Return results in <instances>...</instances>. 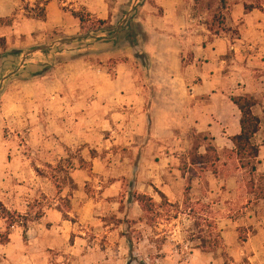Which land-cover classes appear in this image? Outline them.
Segmentation results:
<instances>
[{"label": "rangeland", "instance_id": "374dc122", "mask_svg": "<svg viewBox=\"0 0 264 264\" xmlns=\"http://www.w3.org/2000/svg\"><path fill=\"white\" fill-rule=\"evenodd\" d=\"M28 13L44 8L23 0L13 19H0V264H234L264 226V208L254 212L257 225L251 220L264 176L226 155L219 175L192 165L198 135L189 150H169L165 164L133 144L131 132H93L90 142L68 146L77 118L59 116L52 92L54 45L65 37L20 33L18 15ZM205 136L200 154L213 144ZM139 195L155 202L150 217ZM206 220L217 225L214 235ZM216 234L220 245L204 252L202 237L214 243Z\"/></svg>", "mask_w": 264, "mask_h": 264}, {"label": "crops", "instance_id": "0c3cea01", "mask_svg": "<svg viewBox=\"0 0 264 264\" xmlns=\"http://www.w3.org/2000/svg\"><path fill=\"white\" fill-rule=\"evenodd\" d=\"M8 1L5 8L7 1L0 0V11H5L0 19H13L23 3ZM26 3L44 8V18L18 15L23 19L16 25L20 33L65 37L54 45L59 61L52 67V92L59 116L77 118L68 128V146L86 144L93 132L107 131L131 132L133 144L160 156L163 164L169 150H189L192 135L209 134L219 151L234 150L232 139L241 134L242 114L232 98L250 97L257 101L253 114L261 120L254 138L260 149L256 175L264 176V0ZM75 14L108 21L116 36L132 19L141 34L133 44H117L101 34L81 46L68 45L66 41L87 37ZM257 202L251 213L255 224L260 217L254 212L261 213L264 199ZM235 254L234 264H241V256L248 264H264V226L257 228L244 252Z\"/></svg>", "mask_w": 264, "mask_h": 264}, {"label": "trees", "instance_id": "16d2710c", "mask_svg": "<svg viewBox=\"0 0 264 264\" xmlns=\"http://www.w3.org/2000/svg\"><path fill=\"white\" fill-rule=\"evenodd\" d=\"M75 16L80 20L82 31L87 37L66 41L65 44L68 45L72 44L73 46H81L89 38H95L101 34H106L107 37L115 38V40H117V44H133L136 38L141 34V28L136 23H134L132 19H129L125 22V24L120 28L118 36H116L117 30L114 28V26L109 24L108 21H92L83 14H75ZM39 17L44 18V15ZM232 102L239 108L242 114L241 134L232 139L235 149H225L223 150V153H220V151L210 142L205 147V154H200L199 150L202 147V144L199 143V139L203 138V141H211L206 136L202 137V134L196 137L193 146L191 159L192 165L200 167L202 170L212 172L215 175H219L218 170L222 167L221 163L225 155L227 156V160L238 162L237 169H249L252 173H256L255 163L259 157L260 149L254 144V138L260 132L261 120L259 117L253 114L252 109L257 105V101L250 97H233ZM163 198L165 199L164 196ZM260 199H264V191ZM136 201L142 207V210L147 217H150L151 213L155 211V202L150 197L139 195L136 198ZM185 204L188 208H190L189 206L191 205V199L189 195L186 197ZM61 212L65 216L68 215V211L61 210ZM8 222L9 228H13L15 225L14 219L11 220L8 218ZM206 224L208 230H210L211 234L214 235L215 231L218 230L217 225L212 223V221L210 223L208 220H206ZM215 238L216 239L214 243H209L207 239L202 237L200 248L204 252H214L216 247L220 245L219 234H216Z\"/></svg>", "mask_w": 264, "mask_h": 264}]
</instances>
